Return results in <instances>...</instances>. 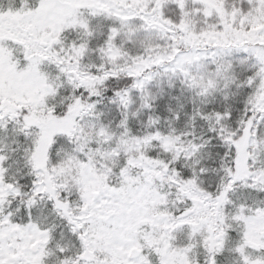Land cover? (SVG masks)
I'll return each mask as SVG.
<instances>
[{
    "label": "snow or ice",
    "instance_id": "snow-or-ice-1",
    "mask_svg": "<svg viewBox=\"0 0 264 264\" xmlns=\"http://www.w3.org/2000/svg\"><path fill=\"white\" fill-rule=\"evenodd\" d=\"M0 264H264V0H0Z\"/></svg>",
    "mask_w": 264,
    "mask_h": 264
}]
</instances>
